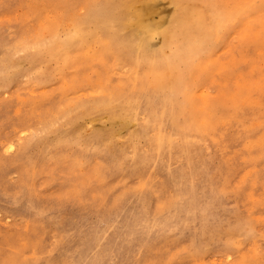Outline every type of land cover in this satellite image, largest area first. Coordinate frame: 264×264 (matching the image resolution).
Wrapping results in <instances>:
<instances>
[{"label": "rangeland", "instance_id": "obj_1", "mask_svg": "<svg viewBox=\"0 0 264 264\" xmlns=\"http://www.w3.org/2000/svg\"><path fill=\"white\" fill-rule=\"evenodd\" d=\"M102 2L0 0V264H264V0H136L135 68Z\"/></svg>", "mask_w": 264, "mask_h": 264}, {"label": "bare ground", "instance_id": "obj_2", "mask_svg": "<svg viewBox=\"0 0 264 264\" xmlns=\"http://www.w3.org/2000/svg\"><path fill=\"white\" fill-rule=\"evenodd\" d=\"M238 2V1H237ZM244 2V1H243ZM251 2V1H250ZM103 4L97 11H92L87 15V20L92 21L95 23L97 26H100L102 33H104L105 36H103L105 40V45L106 49H117V50H126L129 52V54L134 56V61H130V66L131 68L137 67L139 64L137 61L149 57L151 53L148 52V47H147V40L148 37L152 34L151 29H149L147 26H145L142 22V12L138 9H136V0H103ZM245 3V2H244ZM239 5V3H238ZM54 6V5H53ZM178 6V5H177ZM234 6V5H233ZM236 6V4H235ZM241 6V5H240ZM138 7V6H137ZM183 7V6H182ZM185 7V6H184ZM183 7V8H184ZM39 8V7H38ZM237 8V6H236ZM181 9V8H179ZM240 7L238 8V10ZM242 9V8H241ZM195 12V10H194ZM238 12V11H237ZM234 13V12H233ZM179 16V30L178 31H171V30H165L162 32V35L164 37V40L166 43H171L173 40H170V38H167V35H169L172 32L177 33L180 37L184 35V30L187 25L191 26L192 24H195L197 27L202 28V29H196L198 30V35L201 36L202 38L198 42L191 41V44L194 47H185L184 49H178L176 53L174 54L173 58L170 60L172 62V65L170 64V61H167L165 63H162V65L158 66L157 70L160 72L161 75H165L168 72L173 71L177 72V63L178 62H187L188 59L192 56V53H195L194 51L198 47V45L202 42L205 41L206 38V31L207 27L202 23V19L198 17L193 12L188 11V10H181L177 14ZM235 14V13H234ZM233 14V15H234ZM177 16L175 17V22L177 20ZM232 16V15H231ZM228 16V17H231ZM194 18V19H192ZM228 19V18H227ZM236 19V18H235ZM214 23L216 28H222L225 22V18L220 17V16H215ZM229 20V19H228ZM213 22V21H212ZM211 22V23H212ZM86 24V23H85ZM151 24V23H150ZM213 24V23H212ZM73 25V24H72ZM71 25V26H72ZM41 26V25H40ZM226 26V25H225ZM224 26V27H225ZM59 27V26H58ZM181 28V29H180ZM212 29V28H211ZM72 37L74 40H80L83 39V31L85 30L84 27L80 26L79 23H75L72 27ZM156 30V29H155ZM204 30V32H203ZM86 31V30H85ZM154 31V30H153ZM213 31V30H212ZM71 32V31H70ZM65 34V33H64ZM56 35V34H55ZM212 35V33H211ZM214 35V34H213ZM64 37V36H63ZM65 38V37H64ZM213 38V37H212ZM55 39V38H54ZM72 39V38H71ZM96 41V40H95ZM83 42V41H82ZM210 44V43H208ZM206 45V44H205ZM29 46V44H28ZM25 50V49H24ZM197 51V50H196ZM202 53V52H201ZM115 54V53H113ZM117 55V54H116ZM167 55V54H166ZM100 56V55H99ZM195 57V56H194ZM196 58V57H195ZM100 59V57H99ZM103 59V57L101 58ZM100 61V60H99ZM103 61V60H102ZM150 61V60H149ZM143 62V60H142ZM151 63V62H150ZM189 65V64H188ZM192 65V64H191ZM190 65V66H191ZM163 70H165L163 72ZM109 71V70H108ZM104 72V71H103ZM166 72V73H165ZM192 73V72H191ZM157 75V73H156ZM155 75V76H156ZM193 75V74H192ZM154 76V75H152ZM175 77V74H174ZM195 77V76H191ZM165 78V77H164ZM163 78V79H164ZM185 78V77H184ZM171 79V78H170ZM191 79V78H189ZM160 80V78H159ZM171 81H173L171 79ZM169 81V83L171 82ZM191 81V80H190ZM176 82V81H175ZM195 82V79H194ZM193 82V84H194ZM162 83V82H161ZM177 83V82H176ZM189 83V82H188ZM162 85V84H161ZM166 85V84H164ZM155 86V85H154ZM152 86V87H154ZM160 86V85H159ZM185 87V85H184ZM186 88V87H185ZM190 88V87H189ZM171 89V88H170ZM184 90V89H183ZM182 90V91H183ZM192 92V91H191ZM183 93V92H182ZM103 94V93H102ZM108 94V92H106ZM105 95V94H104ZM118 94H109L107 96L108 99L111 100H116L115 97L117 98ZM132 96V92L128 93V97ZM134 97V96H133ZM183 97V96H182ZM187 99L190 98L187 94L184 95ZM129 99V98H128ZM136 99V97H135ZM125 100V99H124ZM129 100H134V99H129ZM125 102V101H124ZM127 102V101H126ZM114 103V102H112ZM123 103V102H122ZM115 104V103H114ZM133 104V103H132ZM187 104V103H186ZM124 105V104H122ZM127 105V104H126ZM106 106V103H105ZM188 106V105H187ZM194 106V105H193ZM194 108V107H193ZM187 112V111H186ZM188 114V113H186ZM129 116V114H126ZM113 119V118H112ZM190 119V118H189ZM188 119V120H189ZM124 120V119H123ZM187 120V118H186ZM97 121V120H96ZM102 121V120H101ZM127 123V122H126ZM123 124V123H121ZM189 124V123H188ZM119 125V124H118ZM255 126V125H254ZM250 128V127H249ZM124 129V128H123ZM245 129V128H244ZM248 130V128H247ZM106 131V130H105ZM118 133V132H117ZM121 134V133H119ZM117 135V134H116ZM133 135V134H132ZM262 136V135H261ZM127 137V136H126ZM129 137V136H128ZM127 137V138H128ZM259 137V136H258ZM135 138V137H133ZM117 140V139H116ZM119 140V139H118ZM257 140V139H256ZM124 141V140H122ZM134 141V140H133ZM258 141V140H257ZM260 141V140H259ZM112 142V141H111ZM213 142V141H212ZM108 143H110L108 141ZM246 143V142H245ZM257 143V142H256ZM247 144V143H246ZM250 144V143H249ZM254 144V143H253ZM259 144V143H258ZM257 144V145H258ZM223 145V144H222ZM249 146V145H248ZM247 146V148H249ZM252 145L250 144V147ZM255 146V145H254ZM253 146V147H254ZM9 148H12L11 146H8ZM216 149V148H215ZM222 149V148H221ZM250 149V148H249ZM224 150V149H223ZM9 151V149H8ZM12 150H10L11 152ZM222 151V150H221ZM207 152V151H205ZM224 152V151H223ZM228 156V155H227ZM226 156V157H227ZM229 157V156H228ZM226 159V158H225ZM17 239V238H16ZM229 258V257H228Z\"/></svg>", "mask_w": 264, "mask_h": 264}]
</instances>
